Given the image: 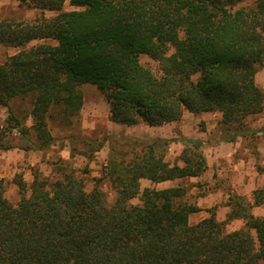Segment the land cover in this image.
Listing matches in <instances>:
<instances>
[{
  "label": "trees",
  "instance_id": "1",
  "mask_svg": "<svg viewBox=\"0 0 264 264\" xmlns=\"http://www.w3.org/2000/svg\"><path fill=\"white\" fill-rule=\"evenodd\" d=\"M66 1L28 0L39 15L0 20V44L20 47L0 61V105L10 109L12 99L31 97L35 148L53 142L54 106L72 123L84 84L98 88L110 120L123 125L218 112L222 129L240 134L247 118L264 111L256 83L264 0H68L75 8L65 10ZM32 41L39 42L26 47ZM142 54L159 63L160 74L143 65ZM169 143L135 139L130 158L109 157L102 175L115 192L111 203L73 171L54 180L36 173L30 183L17 176L16 203L0 178V264H264V216L252 212L264 187L254 190L253 202L230 198L227 219H242L244 227L229 232L214 213L190 222L201 207L185 199L184 186L142 188L143 180L207 170L202 141L184 140L182 164L167 160ZM136 197L140 204L130 202Z\"/></svg>",
  "mask_w": 264,
  "mask_h": 264
},
{
  "label": "rangeland",
  "instance_id": "2",
  "mask_svg": "<svg viewBox=\"0 0 264 264\" xmlns=\"http://www.w3.org/2000/svg\"><path fill=\"white\" fill-rule=\"evenodd\" d=\"M28 0H2L0 2V20H29L41 13L28 5ZM75 7L64 5L65 10ZM55 12L46 10V16ZM39 41H32L31 46ZM20 47L0 44V61L17 52ZM173 49L170 50L172 52ZM143 65L160 74L159 63L146 54H142ZM256 83L264 90V65L259 66ZM84 103L71 124L60 120L59 107L54 106L48 118V126L53 134L50 146L38 149L34 131L31 127V97H16L10 102V109L0 105V178L5 181V195L16 203L20 199L15 178L21 176L30 183L37 173L41 177L54 180L64 171H73L83 179L86 189L95 185L104 192L108 202H112L115 192L103 178V168L111 155L118 158H130L135 139H169L166 158L171 163L182 164L179 158L184 140H200L206 158L213 163L198 177H187L162 183L142 181V188H156L181 185L187 190L185 199L198 204L201 210L190 215V222L215 214L223 223L226 232L243 225L241 219H227L231 210L229 200L234 195H243L254 201V190L264 187V111L244 121V132L235 133L223 130L218 112H200L193 114L185 111L180 120L158 127H149L145 122L136 125L116 124L109 118V103L105 96L93 84L81 86ZM10 113L12 116H10ZM16 122L23 128L15 127ZM215 152L224 154V168L214 167ZM244 162V167L235 170L230 166L231 158ZM230 158V159H229ZM229 159V160H228ZM245 177H250L252 184L245 185ZM245 192V193H243ZM140 204L138 197L130 201ZM257 216H264V201L252 208Z\"/></svg>",
  "mask_w": 264,
  "mask_h": 264
},
{
  "label": "crops",
  "instance_id": "3",
  "mask_svg": "<svg viewBox=\"0 0 264 264\" xmlns=\"http://www.w3.org/2000/svg\"><path fill=\"white\" fill-rule=\"evenodd\" d=\"M2 1V0H1ZM0 1V2H1ZM67 2V1H66ZM65 2V3H66ZM39 10V9H38ZM41 11V10H40ZM194 114V113H193ZM176 122V121H175ZM115 123V122H114ZM170 123H173V122H170ZM116 124H118V123H116ZM167 124H169V123H167ZM123 125V124H122ZM136 125V124H135ZM146 125H148V124H146ZM149 127H158V126H150V125H148ZM162 126V125H161ZM231 155H233L232 153H231ZM223 156H224V154H217V152H215V157H214V161H215V164H214V167H216L217 165L218 166H220V168H224L223 166H224V161H223ZM237 157V154H235V155H233V158H231V163H230V166L233 168V169H237V170H240V169H242L243 167H244V162H242L240 159L239 160H235V158ZM230 159V158H229ZM228 159V160H229ZM207 163H208V167H210L211 166V163H213V161L211 162L210 160H209V158L207 159ZM196 177H198V176H196ZM243 183L246 185H248V186H250L251 184H252V180H251V178L249 177H245V180L243 181ZM243 193H245V192H243ZM242 220V219H241ZM242 222H243V225L241 226V227H239V228H242V227H244V221L242 220ZM238 228V229H239Z\"/></svg>",
  "mask_w": 264,
  "mask_h": 264
}]
</instances>
